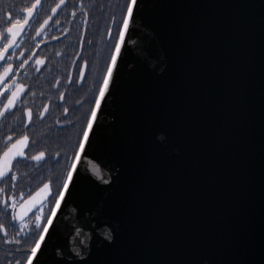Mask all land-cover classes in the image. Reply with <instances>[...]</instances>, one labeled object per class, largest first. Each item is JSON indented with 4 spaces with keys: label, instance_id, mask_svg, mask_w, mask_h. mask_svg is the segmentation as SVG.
<instances>
[{
    "label": "water",
    "instance_id": "95a60500",
    "mask_svg": "<svg viewBox=\"0 0 264 264\" xmlns=\"http://www.w3.org/2000/svg\"><path fill=\"white\" fill-rule=\"evenodd\" d=\"M91 119L31 264H264V0H136Z\"/></svg>",
    "mask_w": 264,
    "mask_h": 264
},
{
    "label": "flooded vegetation",
    "instance_id": "af4514ba",
    "mask_svg": "<svg viewBox=\"0 0 264 264\" xmlns=\"http://www.w3.org/2000/svg\"><path fill=\"white\" fill-rule=\"evenodd\" d=\"M127 4L0 0V264H28L92 118ZM45 184V202L20 209Z\"/></svg>",
    "mask_w": 264,
    "mask_h": 264
},
{
    "label": "snow or ice",
    "instance_id": "6c2138e0",
    "mask_svg": "<svg viewBox=\"0 0 264 264\" xmlns=\"http://www.w3.org/2000/svg\"><path fill=\"white\" fill-rule=\"evenodd\" d=\"M135 3H136V0H128L127 10H126V13L123 17V25L121 26L120 32H119V39L116 42L115 51L112 53V57H111L112 62L108 65L107 74L104 76L103 83L101 84L100 89H99V95L96 97V101H95L96 106L93 107V109H92V116L93 117L96 114V108L101 103V98L104 97L106 90H108L110 77L112 75L113 65L116 62L117 54L120 52L121 41L124 40L125 30L128 27L129 18L133 13V7H134ZM25 11H27V9ZM25 19H27V17H25ZM20 26H21L20 22L17 21L15 24H13L11 27L8 28V31L13 32L16 27H20ZM44 107L46 108L47 105H45ZM40 114L43 115V112H41ZM92 123H93L92 119H89L87 125L85 126V128L83 130V137L79 141V150H85L86 151V142H88V147H91V142L89 139V133H90V130L92 129ZM26 139H27L26 136L22 138V140H26ZM21 142L22 141H18V143H21ZM79 150L77 152V155H79ZM12 154H15V153H10L9 155H12ZM19 155L23 156L24 153L20 152ZM39 156L43 157L44 153L43 152L39 153ZM73 168H75L74 162H73L72 166H70V168L67 172V176L63 181V185L59 190V195L56 197V205L59 204L60 198L64 196V190L68 188L69 181L73 179ZM0 175H3L2 169H0ZM10 175L13 179H15V175H16L15 173H10ZM47 188H48V185L45 184L43 190L46 191ZM30 199H32V198H30ZM56 205H54L52 207V209H51L52 213H55ZM51 219H52V217H51V215H49L48 220L51 221ZM44 228H45V230L47 229V224L44 225ZM43 238H44V232H41L39 237L35 240V243L32 246L31 251L27 256L28 264H31L33 257L36 256L37 249L40 247V244H41V241L43 240ZM109 239H111V237H109ZM37 261H38V258H37Z\"/></svg>",
    "mask_w": 264,
    "mask_h": 264
},
{
    "label": "trees",
    "instance_id": "16d2710c",
    "mask_svg": "<svg viewBox=\"0 0 264 264\" xmlns=\"http://www.w3.org/2000/svg\"><path fill=\"white\" fill-rule=\"evenodd\" d=\"M0 9H1V7H0ZM82 137H83V134H82ZM55 201H56V200H54L53 203L51 204V208H50V212H49V214H51V212H52L51 209H52V207L54 206ZM49 214H48V216H49ZM48 216H47L46 218H48ZM45 220H46V219H45ZM36 239H37V238H36Z\"/></svg>",
    "mask_w": 264,
    "mask_h": 264
}]
</instances>
